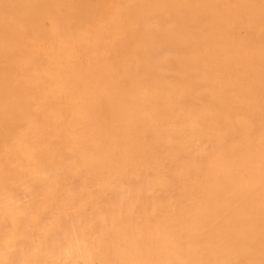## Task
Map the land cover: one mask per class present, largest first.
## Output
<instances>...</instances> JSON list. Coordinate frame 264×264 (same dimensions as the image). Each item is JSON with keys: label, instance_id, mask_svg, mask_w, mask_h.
Wrapping results in <instances>:
<instances>
[{"label": "bare ground", "instance_id": "6f19581e", "mask_svg": "<svg viewBox=\"0 0 264 264\" xmlns=\"http://www.w3.org/2000/svg\"><path fill=\"white\" fill-rule=\"evenodd\" d=\"M0 264H264V0H0Z\"/></svg>", "mask_w": 264, "mask_h": 264}]
</instances>
